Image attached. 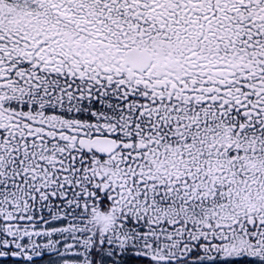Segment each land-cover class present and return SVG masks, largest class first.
<instances>
[{
    "label": "snow or ice",
    "instance_id": "snow-or-ice-1",
    "mask_svg": "<svg viewBox=\"0 0 264 264\" xmlns=\"http://www.w3.org/2000/svg\"><path fill=\"white\" fill-rule=\"evenodd\" d=\"M0 264H264V0H0Z\"/></svg>",
    "mask_w": 264,
    "mask_h": 264
}]
</instances>
